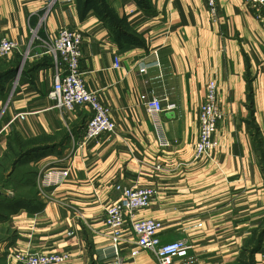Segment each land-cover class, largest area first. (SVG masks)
Listing matches in <instances>:
<instances>
[{
  "label": "crops",
  "instance_id": "obj_1",
  "mask_svg": "<svg viewBox=\"0 0 264 264\" xmlns=\"http://www.w3.org/2000/svg\"><path fill=\"white\" fill-rule=\"evenodd\" d=\"M218 2L214 21L206 0H0V36L20 44L0 60V264L13 249L69 251L61 264H155L129 224L113 253L102 217L118 198L116 184L157 191L136 220H160L163 242L190 245L173 264H264V18L243 0ZM40 23L43 41L61 26L84 31L85 82L116 123L114 133L78 152L70 177L46 199L21 166L60 165L53 162L91 111L52 107L55 71L43 42H31L30 28ZM115 57L123 68H114ZM209 80L217 82L224 113L216 163L195 152ZM151 94L163 104L160 126L145 104ZM20 151L35 161L12 163ZM18 171L7 195L4 184Z\"/></svg>",
  "mask_w": 264,
  "mask_h": 264
},
{
  "label": "built area",
  "instance_id": "obj_2",
  "mask_svg": "<svg viewBox=\"0 0 264 264\" xmlns=\"http://www.w3.org/2000/svg\"><path fill=\"white\" fill-rule=\"evenodd\" d=\"M253 15L262 20L264 18V0H243ZM209 13L214 21L219 18L218 0H206ZM30 28L31 42H43L42 55L48 56L55 71L51 90L47 96L52 101V107L58 110L73 111L76 107L87 106L91 116L86 122L79 136L72 135L70 145L66 152L53 163L58 166L39 167L36 176V187L39 195L46 199L48 195L60 187L71 175L74 159L78 152L90 141L103 133H114L116 123L111 116V109L106 105L98 91L88 88L81 62L83 60L82 45L85 39L84 31L72 27L61 26L49 40L43 41L39 35L40 26ZM20 44L13 39L0 36V60L6 59L11 53L19 51ZM26 56L29 55L27 51ZM114 68L121 69L123 65L119 58L115 57ZM140 72L147 71L146 64L140 67ZM20 73L18 71L17 75ZM18 80V79H17ZM150 109L155 123L160 126V115L163 112L161 100L154 94L145 102ZM224 113L219 101V89L217 82L209 80L206 84L205 95L199 105L198 139L195 143V152L198 158L205 157L216 163L215 134ZM163 144L167 143L164 135L161 136ZM161 169L160 165L156 166ZM115 190L118 198L104 208L103 221L111 230L115 243L112 250L115 256L119 255V244L123 237L124 228L129 224L136 236L139 246L148 249L155 257V264H173L175 259L185 257L190 245L181 239L163 242L161 233L164 224L157 219L136 220L138 211L147 208L156 190L151 187L129 186L116 184ZM72 255L69 251L27 253L19 250H11L7 256V264H61L70 261Z\"/></svg>",
  "mask_w": 264,
  "mask_h": 264
},
{
  "label": "rangeland",
  "instance_id": "obj_3",
  "mask_svg": "<svg viewBox=\"0 0 264 264\" xmlns=\"http://www.w3.org/2000/svg\"><path fill=\"white\" fill-rule=\"evenodd\" d=\"M24 148H27V147H22V149H24ZM23 151V150H22ZM22 151H20V152H15V154L13 155V157L10 159L11 160V162L13 163L14 162V160H17V159H20L21 160V162H26L27 163V161H35L33 158H32V156H28V157H23L24 156V154L22 153ZM24 152V151H23ZM25 163V164H26ZM35 165H37L36 164V162H35V164L34 165H32V166H27L28 168H23L22 166H21V168H20V170L19 171H24L25 173V175H26V177H25V179H26V181H29V182H32V181H35L36 180V176H37V173H38V168H37V166H35ZM25 169V170H24ZM17 172L16 173V177L14 178L15 180H7V183H9V182H15L16 181V179H18V177H19V175H21L22 174V172ZM4 177H7V175L5 174L4 175ZM3 177V178H4ZM11 182V183H12ZM6 182H5V184H4V186L6 187V188H8V190H9V192H5V193H7V195L9 194V195H11V193L13 192V188H15V185H14V183H12L13 185H11V187H10V185H8ZM3 186V187H4ZM23 191V192H22ZM35 191H38L37 190V187H36V190ZM34 192V188L32 187V188H30V189H25V192H24V190H23V188H21V190H20V192L18 193V197L20 196V194H23V195H28V194H32ZM25 193V194H24ZM36 193H38V192H36ZM5 195V194H4ZM2 196V200L3 199H5V196ZM8 197V196H7ZM5 201V200H4ZM1 203V202H0ZM8 253L9 252H7V255H6V257L8 256ZM7 260V259H6Z\"/></svg>",
  "mask_w": 264,
  "mask_h": 264
},
{
  "label": "trees",
  "instance_id": "obj_4",
  "mask_svg": "<svg viewBox=\"0 0 264 264\" xmlns=\"http://www.w3.org/2000/svg\"><path fill=\"white\" fill-rule=\"evenodd\" d=\"M16 72V71H15Z\"/></svg>",
  "mask_w": 264,
  "mask_h": 264
}]
</instances>
